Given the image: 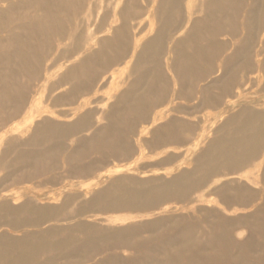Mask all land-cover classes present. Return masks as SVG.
Returning a JSON list of instances; mask_svg holds the SVG:
<instances>
[{"label": "rangeland", "instance_id": "obj_1", "mask_svg": "<svg viewBox=\"0 0 264 264\" xmlns=\"http://www.w3.org/2000/svg\"><path fill=\"white\" fill-rule=\"evenodd\" d=\"M0 264H264V0H0Z\"/></svg>", "mask_w": 264, "mask_h": 264}]
</instances>
